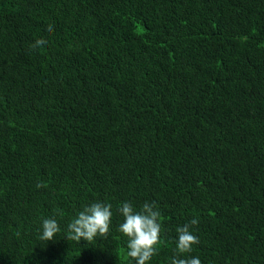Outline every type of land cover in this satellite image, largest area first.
<instances>
[{
    "label": "trees",
    "instance_id": "16d2710c",
    "mask_svg": "<svg viewBox=\"0 0 264 264\" xmlns=\"http://www.w3.org/2000/svg\"><path fill=\"white\" fill-rule=\"evenodd\" d=\"M125 201L161 213L148 264L194 217L184 255L264 264V0H0V264H135ZM94 202L107 238L67 240Z\"/></svg>",
    "mask_w": 264,
    "mask_h": 264
},
{
    "label": "clouds",
    "instance_id": "9594fccd",
    "mask_svg": "<svg viewBox=\"0 0 264 264\" xmlns=\"http://www.w3.org/2000/svg\"><path fill=\"white\" fill-rule=\"evenodd\" d=\"M46 31H52V25H48ZM47 41L37 39L32 47L43 46ZM40 187L41 185H37ZM118 212L123 221L118 225V231L125 237L126 255L135 264H148L157 254V246L161 240V213L155 202H144L139 211L133 208L131 202H122ZM112 205L110 203L94 202L85 205L82 210L67 224V240L79 243L82 239L92 242L97 236L107 238L112 221ZM199 219L194 217L176 229L178 239L175 244V255L171 264H201L199 257L190 254L193 246L199 244V237L194 234V228ZM60 232V226L56 219L45 218L41 224L40 239L52 240Z\"/></svg>",
    "mask_w": 264,
    "mask_h": 264
}]
</instances>
